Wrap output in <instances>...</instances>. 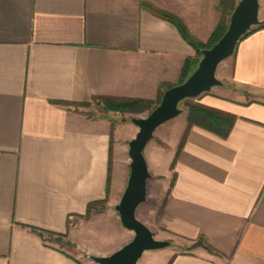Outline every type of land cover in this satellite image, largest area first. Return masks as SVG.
Returning <instances> with one entry per match:
<instances>
[{
  "label": "crops",
  "instance_id": "crops-1",
  "mask_svg": "<svg viewBox=\"0 0 264 264\" xmlns=\"http://www.w3.org/2000/svg\"><path fill=\"white\" fill-rule=\"evenodd\" d=\"M220 2L0 0V264H85L31 228L71 243L79 235L90 242L83 254L109 255L92 233L117 194H106L111 127L114 153L121 128L136 126L119 120L126 114L100 111V99L156 101L195 56L178 29L144 4L206 43ZM258 19L264 24L260 3ZM222 68V84L192 100L233 117L227 136L188 125L182 108L163 162L169 179L185 136L162 222L185 245H203L161 249V264H264V27L239 40ZM105 198L103 212L83 217ZM130 236L125 231L120 245ZM144 254L137 264H147Z\"/></svg>",
  "mask_w": 264,
  "mask_h": 264
},
{
  "label": "water",
  "instance_id": "water-1",
  "mask_svg": "<svg viewBox=\"0 0 264 264\" xmlns=\"http://www.w3.org/2000/svg\"><path fill=\"white\" fill-rule=\"evenodd\" d=\"M259 0H239L234 7L221 38L210 48L201 50V59L188 78L166 89L159 104L143 118H132L138 128L128 142L129 175L126 185L114 209L122 227L133 233L130 241L106 256L90 255L96 264H137L144 253L164 249L169 241L157 240L151 230L136 217L138 207L146 201L147 182L151 176L144 149L153 138L156 129L179 116L180 103L193 99L222 82L216 77L219 64L230 57L241 37L258 19Z\"/></svg>",
  "mask_w": 264,
  "mask_h": 264
},
{
  "label": "rangeland",
  "instance_id": "rangeland-1",
  "mask_svg": "<svg viewBox=\"0 0 264 264\" xmlns=\"http://www.w3.org/2000/svg\"><path fill=\"white\" fill-rule=\"evenodd\" d=\"M238 1L239 0H235V3H237ZM259 3H260L261 16H262L264 12V0H260ZM226 19L227 18L225 17V20ZM257 26L258 24L253 26L252 28H256ZM224 61H222L219 64L220 66L219 68H217L216 71V77L221 82H222L221 78L223 72L222 63ZM156 102H158V99L151 103H156ZM188 104H194V100L190 99L188 101L186 99L182 101L180 105L183 109H187L186 106ZM102 106H100V111H102L101 110ZM110 113H115V112L110 111ZM148 113L149 111L147 110L141 113H120L126 115L125 117L122 118L120 117L119 120L122 121L125 120V122H131L132 118H143ZM177 117L174 118L175 120L172 119L164 123L163 125L159 126L154 132L153 138L148 142V144L144 149V156L146 158L148 169L151 176L147 183L146 201L138 207L136 211V217L151 230L155 239L169 241L171 243L168 250L183 252L184 250L188 251L192 249L191 247H194L195 245H199L200 241L196 242L195 244L185 245V243H183L182 240L178 239L177 237L171 236L166 231L164 224L162 222V211L164 208L165 195L169 190L173 180L172 162L169 167V179L166 178V170L164 169V165H163L164 164L163 162H165L166 160L165 158L167 154H169V146L167 145L166 139H171V135L175 133L173 131L176 130V127L174 125H176L175 121H178ZM131 129H132V134H131ZM114 130L115 127H111V159L109 162L108 195L110 196V199L113 200V196L117 193L114 199V203L116 205L121 197V194L124 190L129 175L130 159L128 156V142L136 134V133L133 134L134 133L133 131L137 132L138 128L137 127L121 128L119 133L116 135V138L117 140H119V143L116 144V149L114 152L115 154L113 153V149H112L113 147H115ZM177 150H178V146L175 150V155L177 153ZM175 155L173 159L175 158ZM166 184L168 185V188H166L167 186ZM114 207H111L108 213H104L102 216H100L99 220L96 219L94 220L93 233L90 232L92 230H88L89 231L88 236L89 234L92 233L94 237L93 239L95 242L94 245L99 246L101 248L103 247L104 249L109 248L108 250L109 254H111L113 251H115L116 249L122 246L120 245V243L123 242L124 240L123 234L125 231L128 232V230H125L122 227L121 223L116 218L117 213ZM104 210H105V204H104ZM92 214H99V213L92 212ZM89 217H91V214ZM75 221H77L78 225L81 223L80 219H77ZM75 226L76 225L73 223L69 224V230L75 228ZM78 228L80 229L79 226ZM83 230L81 229L78 231H83ZM130 235L131 236L129 241L132 239L133 233L130 232ZM43 236L48 241L57 240V238H50L49 236L46 235ZM67 237L68 235H65L60 239V242L55 241L54 244L58 245L59 248L63 250V252L70 254L72 257H77L79 261L85 264H96L90 259L89 257L90 255H85L81 252V250L85 249L87 245L90 246V242L86 244L84 241L80 239V236L78 235L77 241L76 242L74 241L75 243H71V241H69V238ZM158 251L159 250L149 251L144 254L145 255L144 257H147L146 259L147 264H161L160 259L156 258L157 255L156 253ZM142 262L143 260L140 261V263Z\"/></svg>",
  "mask_w": 264,
  "mask_h": 264
},
{
  "label": "trees",
  "instance_id": "trees-1",
  "mask_svg": "<svg viewBox=\"0 0 264 264\" xmlns=\"http://www.w3.org/2000/svg\"><path fill=\"white\" fill-rule=\"evenodd\" d=\"M145 7H147L152 13L157 15L158 17L170 22L173 24L178 31L180 32L181 36L194 48L195 50V56L193 58H187L182 66L181 69V74H180V79L179 81L174 84H180L184 82L188 76L195 70L197 67V64L199 60L201 59V50L210 48L212 47L223 35L227 28V24L229 21V17L236 6L235 0H221L220 2V12H221V18L219 22L217 23L214 31L212 32L209 40L206 43H200L197 40H195L188 32L186 29L185 25L183 22L175 17L174 15L157 9L153 7L152 5L149 4H144ZM225 17L227 18L225 20ZM264 27V24L259 23L256 28H251L248 32H246L241 39L244 37L248 36L250 33L255 31L258 28ZM240 39V40H241ZM174 85L167 86L165 88L168 89ZM164 90V91H165ZM164 91L161 93L159 96L158 102L156 103H151V101L147 100H141V99H114V98H103L100 99L102 102L103 106L101 108L103 113H107L110 111L113 112H119V113H141L143 111H149L151 112L160 102L161 97L164 93ZM188 101L190 99H187ZM181 104V103H180ZM181 106V105H180ZM187 123L188 125L193 124V122H198L199 124L209 127L212 130H214L217 134H219L221 137H226L232 122H233V117L229 114L221 113L218 111L211 110L209 108H206L201 105L197 104H188L187 106ZM182 108V107H181ZM125 121V120H124ZM123 121V122H124ZM184 137H182L179 145H178V150L175 155V158L172 161V167L174 166V162L176 160V157L181 149L182 143L184 141ZM108 185H109V177L107 178V189H106V194L108 195ZM106 198L101 201H94L91 202L87 205V209L85 212V215L83 216L85 219H88L90 214L92 212L95 213H101L104 210V204H105ZM32 231L38 233L40 237H43V234H48L49 236H52V234L47 233L46 231H43L41 229H36V228H31ZM64 237L63 235H56L55 238L57 240H54L56 242H60V239ZM199 245H203L202 242H200Z\"/></svg>",
  "mask_w": 264,
  "mask_h": 264
}]
</instances>
